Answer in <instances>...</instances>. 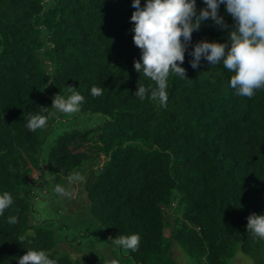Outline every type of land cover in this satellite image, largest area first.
<instances>
[{"label": "trees", "instance_id": "1", "mask_svg": "<svg viewBox=\"0 0 264 264\" xmlns=\"http://www.w3.org/2000/svg\"><path fill=\"white\" fill-rule=\"evenodd\" d=\"M132 3L0 0V195L14 200L0 216V264H18L28 249L46 250L57 264H80L55 251L46 220H30L23 186L41 168L58 180L84 162L89 212L104 233L141 238L138 251H124L133 264H177L173 243L193 264H231L236 249L264 253V240L246 230L250 214L264 215V90L251 99L236 96L234 73L204 59L193 69L186 52L180 66L189 80L170 74L167 107L141 102L137 81L153 82L134 70L140 50ZM196 7L199 13L206 6L196 0ZM219 14L233 24L224 5ZM227 39L209 18L192 33L188 51L201 40ZM65 86L84 97V121L96 120L57 134L43 158L62 114L43 113L46 126L30 132L27 113L51 107ZM93 86L103 94L93 98ZM9 216L18 222L9 225Z\"/></svg>", "mask_w": 264, "mask_h": 264}, {"label": "clouds", "instance_id": "2", "mask_svg": "<svg viewBox=\"0 0 264 264\" xmlns=\"http://www.w3.org/2000/svg\"><path fill=\"white\" fill-rule=\"evenodd\" d=\"M206 7L197 12L196 0H146L141 6V0H133L132 7L136 9L130 19L133 24L131 32L133 43L140 50L139 60H134V70L153 82L145 86L137 81L135 98L143 102L146 98L157 102L161 107H167L169 93L168 78L171 75L183 80H189L186 70L180 65L185 61V53L192 57L189 61L193 69L200 66L201 60L210 65L223 67L234 73L229 85L236 96L253 98L255 92L264 90V0H202ZM221 5L231 16L233 24L229 26L219 14ZM211 19L221 30L228 33L226 43L207 42L201 40L188 51L192 41V33L198 31L201 22ZM179 62V63H178ZM49 84H52L49 82ZM48 86V85H47ZM103 87L93 86L91 95L99 97L104 92ZM84 97L73 86H65L52 98L51 107H39V113L28 112L26 128L35 132L46 126L48 117L43 113L55 110L58 114H70L79 111ZM71 179H82L77 174ZM55 193L61 197L70 193L61 185L54 187ZM14 204L12 195L4 192L0 195V216ZM247 234L254 240H264V215L250 214L247 218ZM17 216H9L7 223L14 225ZM24 242V237H20ZM139 234L117 235L115 239L108 237V244L121 251L136 252L140 244ZM18 264H57L50 259L46 250L28 249L26 254L18 259ZM111 264H118L112 260Z\"/></svg>", "mask_w": 264, "mask_h": 264}, {"label": "rangeland", "instance_id": "3", "mask_svg": "<svg viewBox=\"0 0 264 264\" xmlns=\"http://www.w3.org/2000/svg\"><path fill=\"white\" fill-rule=\"evenodd\" d=\"M84 119L80 109L75 113L62 114V117L55 119L53 129L43 144L41 156L45 157L51 140L57 134L72 127H85L96 120L93 118L89 122ZM87 173L88 163L84 162L78 172H72L58 180L42 168L30 177L29 182L23 186V190H27L31 195L30 220L33 222L46 220V228L53 232L57 240L55 251L80 264H111L112 260H117L118 264H133L124 251L105 244L109 236L90 214L88 199L83 189ZM77 174L82 179H69ZM57 184L63 186L70 195L61 197L55 193L54 187ZM172 254L177 264H193L176 243L172 245ZM262 260L264 253L245 255L236 249L231 264H262Z\"/></svg>", "mask_w": 264, "mask_h": 264}]
</instances>
